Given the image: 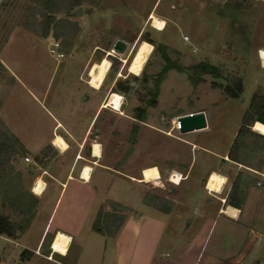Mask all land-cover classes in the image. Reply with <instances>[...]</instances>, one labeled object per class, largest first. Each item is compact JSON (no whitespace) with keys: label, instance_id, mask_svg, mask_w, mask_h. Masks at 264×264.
<instances>
[{"label":"crops","instance_id":"0c3cea01","mask_svg":"<svg viewBox=\"0 0 264 264\" xmlns=\"http://www.w3.org/2000/svg\"><path fill=\"white\" fill-rule=\"evenodd\" d=\"M94 1L96 8L85 13L86 27L94 23L97 31L101 29L97 22L100 25L106 20L113 27L115 21L126 18L137 36L143 32L147 35L149 26L157 33L155 36L159 41L155 39L156 42L181 51L182 48L173 40V35L179 33L184 42L191 44L186 50L191 59L216 67L218 72L215 76H219V70H222L240 78L243 88L238 97H228L218 88L209 86L187 110L204 111L207 127L201 130L212 128V112L221 100L236 99L242 103L241 95L248 92L242 112L240 109L243 115L253 95H264V64L258 55V51L264 48V39L257 38L264 35V0H143L144 3L142 0H122L121 9L126 13H136L132 15L108 9L109 14H98L105 8L113 9V2L118 0ZM151 13L164 21L162 30L154 29L149 24ZM214 19L217 26L223 24L222 29L219 27L222 32L203 30V25H208L209 20H212L213 26ZM189 28L195 32H190ZM124 30L130 31L127 28ZM123 40L128 47L129 42ZM151 44L150 55L155 49ZM80 64L79 78L87 67L85 65H88L83 61ZM3 65L9 74L19 80L17 72ZM119 74L111 77L105 96L99 95L96 90L103 85L106 76L98 89L85 83L87 88H77L79 95L78 99L75 98L73 109L57 115L43 110L42 120L37 119L30 126L6 123L2 117L3 101L0 99V116L4 126L36 165L32 187L37 179L43 184L41 192L35 194L36 211L27 226L21 232L16 231L14 236L0 234V264H264V171L246 165L241 157L242 151L248 150L246 144L242 143L244 137L257 134L264 137V133L251 131L255 121L248 126L252 133L248 132L238 142L233 156L228 155L233 140L217 150L212 141L199 140L196 132L200 130H194L176 137L201 151L202 155L198 156L199 159L195 158L194 163L191 159L186 161L180 155H174L170 164L142 165L133 172H127L139 139L133 144L127 164L123 167L114 146L107 148L102 138H90L97 122L104 123L110 118L109 115L119 114L102 105L110 91H119L116 89L117 80L122 77ZM203 74L214 75L210 72ZM201 78L206 80V77ZM203 82L198 86L205 85ZM208 82L210 84V80ZM0 84L4 85L1 80ZM215 91L219 93L217 99L201 100L202 96L208 93L210 96ZM67 102L64 99L63 105L67 106ZM119 115L127 116L123 112ZM137 119L145 127L153 129L141 118ZM257 139L264 141V138ZM93 142L99 144V156L92 154ZM50 144L61 151L55 160L42 155L43 149ZM249 150L254 149L249 147ZM261 150L264 151V145ZM36 155L42 157V162L36 159ZM84 166L90 168L88 179L81 175ZM149 166L158 169L159 177L153 181H157L160 187L163 182H168L166 178L171 171L181 174L177 185L170 182L171 187H163L167 193L164 195L165 206H155L144 199V184L151 181L139 179L141 170ZM240 167L263 178L259 185L255 183L246 191L241 188V200L231 197L230 189L226 186L231 178L239 177L244 181L251 176L250 173L245 175ZM211 171L226 178L219 192L205 188L204 183ZM111 202L116 205V210L110 206ZM228 206L237 213L226 214ZM98 212L111 214L110 217H115L113 214L116 213L119 216L116 221L101 218L95 226ZM57 232L67 235L68 243L63 251L52 249L51 257H48L49 245L52 248Z\"/></svg>","mask_w":264,"mask_h":264},{"label":"rangeland","instance_id":"374dc122","mask_svg":"<svg viewBox=\"0 0 264 264\" xmlns=\"http://www.w3.org/2000/svg\"><path fill=\"white\" fill-rule=\"evenodd\" d=\"M121 1L113 2V9L108 7L105 8L106 10L99 11L98 14H109L108 10L122 12L123 15L136 14L132 11L123 12L120 6ZM95 3L94 0H0V80L4 84L3 86L0 84V99L3 101L2 117L7 121L5 122L30 126L34 125L37 119L42 120L43 110L45 112L49 110L57 115L73 109L72 105L79 95L77 88H87L85 84L89 86L86 83L87 68L92 62H98L106 56L111 67L105 82L96 91L99 95L105 96L106 85L110 83L111 77L119 72L122 75L116 84V89L119 91H113L123 97L121 108L119 107L116 111L119 114L123 112L127 116L113 114V116L109 115L107 123L106 121L97 122L90 138L91 140L102 138L107 148L114 146L117 149V158L123 167L127 164V157L133 149V144L139 139L137 149L129 160L130 169L126 170L127 172H133L142 165L170 164L174 155H180L186 161L191 159L194 163V159H199L198 156L202 155L201 151L195 147L191 148V143H185L176 138L183 132L200 130L196 132L199 134L197 138L203 142L212 141L217 150L228 145L229 140L234 139L233 133L239 126L242 115L240 109L242 112L248 100L246 96L248 92L241 95L242 103L236 99L221 100L212 112V128L209 129L201 130L207 127L203 110L192 112L187 110H190L199 99L200 93L209 86L218 88L224 93V87L229 86L233 89L234 82L240 78L232 72L219 70L220 75L215 76L203 74L195 69L199 61L189 57L186 50L191 44L184 42L179 33L173 35V40L178 47L182 48L181 51L156 42L157 33L149 26L147 31L151 30L152 36L145 35V32L137 36L132 32L133 28L130 27L126 18L115 21L113 27L106 20L100 25L97 22L96 25L101 26V29L95 31L94 23L86 27L84 19L87 16L84 11L79 16L72 14L77 6L83 10L95 9L97 6ZM92 16L94 17L95 14L92 13ZM202 22L207 23L205 19H202ZM211 22L212 20H209L208 25L204 24L203 30L208 32L213 29L215 32H222L223 24L217 26L214 19L211 26ZM126 28L130 31H125ZM44 30L47 31L45 36L42 35ZM188 30L195 32L190 28ZM116 38H123L129 42L122 54L110 50ZM257 38L264 39V35H258ZM53 43L58 44V51L63 53L62 58H56L49 53ZM151 43L154 44L155 49L150 55L153 48ZM107 52H111V56L107 55ZM165 55L168 57V62ZM194 57H196L195 54ZM81 61L88 65H85L87 67L79 78ZM3 63L14 73L17 72L19 80H16V76L14 78L9 74V70ZM166 65L175 67L165 72L163 68ZM201 77H206V80ZM207 79L210 80V84ZM202 81L205 85L198 86ZM208 94L202 96L201 100L219 97L216 91L210 96ZM64 99L65 102L66 99L68 100L67 106L63 105ZM152 102L154 104H151ZM102 105L108 107L104 102ZM195 113L202 115L204 125L181 131L180 118ZM137 117L153 129L145 127ZM78 124L81 125V122ZM254 133L257 134L256 131ZM188 138L190 140L191 136ZM242 141L248 147V150L242 151L241 156L245 159V164L264 171V151L261 150L264 141L257 139L256 135H247ZM17 142L4 126L0 116V215L6 216L14 228L24 227L36 211V195L31 191L36 165L32 162L30 155H27L30 161L23 162L22 157L26 155L25 152L13 155L8 153L19 151ZM208 144L207 146H210ZM249 147L254 150L250 151ZM88 148L89 145L86 146V150ZM60 152L50 144L43 149L42 155L45 154L55 160ZM86 154H88L87 151ZM35 157L41 161L40 155ZM240 169L245 175L250 173L251 176L244 181L239 177L231 178L226 186L230 189L231 197L241 200V188L242 191H246L250 186H255L257 181L261 182L263 178L257 174L253 175L245 167ZM158 177V169L155 166H149L141 170L139 181H151L144 184L146 202L155 206H165L164 195L167 193L164 188L170 186L171 181L166 178L168 182H163V186L160 187L157 181H153ZM110 206L116 210L114 203L111 202ZM110 215L98 212L95 226L99 224L101 218L116 221L119 216L117 213L113 214L115 217Z\"/></svg>","mask_w":264,"mask_h":264},{"label":"bare ground","instance_id":"6f19581e","mask_svg":"<svg viewBox=\"0 0 264 264\" xmlns=\"http://www.w3.org/2000/svg\"><path fill=\"white\" fill-rule=\"evenodd\" d=\"M149 23L150 25L157 30H162L164 28V21H162L160 18H158L157 16H155L153 13L150 14L149 16ZM111 51H113L111 49ZM262 51V55H263V64H264V48L261 49ZM115 52V51H113ZM111 55V52H107V55ZM124 62V61H123ZM110 61L109 59L104 56L102 57L98 62H92L89 67L87 68V80L86 83L94 89H98L104 79V77L106 76V73L108 72L109 68H110ZM111 94L108 93L106 99H105V104L108 107L113 108L114 110H119L121 101H122V97L116 93L111 91ZM109 96V97H108ZM252 129L258 133H264V124L259 122V121H255L253 123V125L251 126ZM52 142V141H51ZM92 154L94 156H99L100 155V148H99V144L96 142H93L92 144ZM89 171L90 168L89 166H84L83 170L81 172L82 177H84L85 179H88L89 176ZM169 174L170 175V179L169 181H171L172 183H178L181 179L180 174L176 171H171ZM226 181V178L216 172V171H211L205 184V188L209 191H213V192H219L222 188V186L224 185ZM43 184L41 182V180L37 179L32 187V192L34 194H39L41 192ZM225 213L226 214H230V215H235V213H237L236 210L232 209L230 206H228L225 209ZM69 240V237L67 235H65L62 232H57L53 241H52V249L54 251H63L65 246L67 245Z\"/></svg>","mask_w":264,"mask_h":264},{"label":"trees","instance_id":"16d2710c","mask_svg":"<svg viewBox=\"0 0 264 264\" xmlns=\"http://www.w3.org/2000/svg\"><path fill=\"white\" fill-rule=\"evenodd\" d=\"M46 34H47V31L44 30V33L42 35L45 36ZM165 59L167 62L169 61L168 57L166 55H165ZM174 67L175 66H172V65H166V66H164L163 70L166 71L167 69H171ZM194 68L199 70L201 73L210 72L211 74L215 75V74H217L216 72H218L216 67L208 65V64L203 63V62L197 63V65H195ZM234 84L235 85H234L233 89H231L229 86H226L223 89L224 93L228 97H231V98L238 97V95L240 94V92L243 88V84L241 83L240 80H237L236 82H234ZM151 104H154V102H152ZM254 121H259V122L264 124V95L255 94L252 96L248 107L246 108V110L244 111V113L242 115L241 123H240V125L236 131V134H235V137L231 143V146L229 147L228 155L233 156V153L236 150L238 142L241 141V139L248 132L252 133L249 131L248 126L251 125L252 122H254ZM256 136L259 138H262V139L264 138L263 136L258 135V134ZM18 145H19V151H12V152L9 151L8 153L13 155V154H17L18 152H25L24 148L20 145V143H18ZM35 204H36V202H35ZM30 218H29V220H30ZM27 224L24 227L14 228V226L9 222V220L6 216L0 215V234H5L7 236H14L16 231L21 232L27 226Z\"/></svg>","mask_w":264,"mask_h":264},{"label":"water","instance_id":"95a60500","mask_svg":"<svg viewBox=\"0 0 264 264\" xmlns=\"http://www.w3.org/2000/svg\"><path fill=\"white\" fill-rule=\"evenodd\" d=\"M84 13H89L90 9L86 8L83 10L80 6H77L73 11L72 14L75 16H79ZM146 34L148 35L149 32L147 31ZM126 41L120 38H116L111 46V49L115 51L116 53L122 54L126 48ZM133 84V83H132ZM181 120V131H187V130H192L194 128L202 127L204 125L202 115L195 113L193 115H185L184 117L180 118ZM205 181H203L204 183Z\"/></svg>","mask_w":264,"mask_h":264},{"label":"built area","instance_id":"2783aa9c","mask_svg":"<svg viewBox=\"0 0 264 264\" xmlns=\"http://www.w3.org/2000/svg\"><path fill=\"white\" fill-rule=\"evenodd\" d=\"M183 39H185L186 40V37H184ZM49 53L51 54V55H54V57H56V58H62L63 57V53H61V52H59L58 51V44L57 43H53L52 45H51V47L49 48ZM263 53H262V51L261 50H259L258 51V55H259V57L261 58V60H263V55H262ZM111 94V93H110ZM109 97V96H108ZM123 97V96H122ZM23 160L25 161V162H28V161H30V158L27 156V155H25V156H23ZM170 175L171 174H169V176L167 177L168 179H170ZM261 175V174H260ZM180 177H181V174H180ZM256 184L257 185H259L260 184V182H256ZM49 247H50V254L48 255V257H51V254H52V252H53V250H52V248H51V244L49 245Z\"/></svg>","mask_w":264,"mask_h":264},{"label":"flooded vegetation","instance_id":"af4514ba","mask_svg":"<svg viewBox=\"0 0 264 264\" xmlns=\"http://www.w3.org/2000/svg\"><path fill=\"white\" fill-rule=\"evenodd\" d=\"M111 50V49H110ZM109 56H111V55H109ZM126 61H124V63H125ZM104 104H105V101H104ZM103 107H105L104 105H103Z\"/></svg>","mask_w":264,"mask_h":264}]
</instances>
